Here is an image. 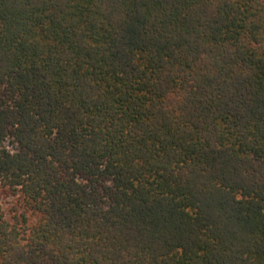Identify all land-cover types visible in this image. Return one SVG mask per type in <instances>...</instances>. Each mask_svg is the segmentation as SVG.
<instances>
[{"label": "trees", "instance_id": "1", "mask_svg": "<svg viewBox=\"0 0 264 264\" xmlns=\"http://www.w3.org/2000/svg\"><path fill=\"white\" fill-rule=\"evenodd\" d=\"M0 264H264V0H0Z\"/></svg>", "mask_w": 264, "mask_h": 264}]
</instances>
